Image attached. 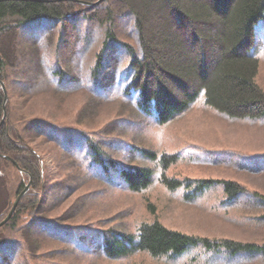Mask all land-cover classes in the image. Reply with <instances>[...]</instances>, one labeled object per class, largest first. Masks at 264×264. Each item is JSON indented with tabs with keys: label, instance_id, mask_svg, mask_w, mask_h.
<instances>
[{
	"label": "trees",
	"instance_id": "1",
	"mask_svg": "<svg viewBox=\"0 0 264 264\" xmlns=\"http://www.w3.org/2000/svg\"><path fill=\"white\" fill-rule=\"evenodd\" d=\"M95 1H0V81L7 95L3 118L0 86V221L30 181L0 226V264H70L59 259L69 253L81 262L92 255L95 244L82 236L91 230L96 264L135 253L174 259L193 246L228 257L225 264L244 255L251 259L242 262L264 264V226L254 234L258 239L242 241L187 234L157 219L113 225L112 215H123L107 216L100 200L111 186L142 194L157 175L170 191L184 187L188 201L220 183L223 208L240 202L243 189L232 181L168 178L178 152L156 157L145 132L164 130L198 102L226 119L264 116V88L256 80L264 0H153L165 23L162 33L132 0L87 4ZM118 16L126 17L121 27L114 24ZM92 21L104 35L100 44H89L96 35ZM80 23L81 44H71ZM63 94L81 98L72 120L50 118L28 102L47 107L48 96ZM43 153L54 155L52 168ZM251 196L255 202L243 209L253 211L247 219L260 226L264 197ZM79 216L80 224L69 223ZM49 244L64 248L50 251Z\"/></svg>",
	"mask_w": 264,
	"mask_h": 264
},
{
	"label": "rangeland",
	"instance_id": "2",
	"mask_svg": "<svg viewBox=\"0 0 264 264\" xmlns=\"http://www.w3.org/2000/svg\"><path fill=\"white\" fill-rule=\"evenodd\" d=\"M132 1L134 5L140 6L139 12L142 13L144 10L142 14L145 13L150 19L149 21L154 24L152 30L162 33L165 23L162 22L160 9L158 11L156 8L158 2H153V0ZM125 20V16L124 19L118 16L114 19V24L121 27ZM77 26L78 30L71 33L73 34L71 44H81V42L77 43V40L82 38L83 25L80 23ZM90 26L93 27L96 35L93 34L90 37L89 44H100L104 35L98 30L99 24L92 21ZM258 27L260 31H258L256 42L260 39L257 43L259 44L257 49L260 66L256 80L264 88L263 22L262 25L258 24ZM84 35L86 37V34ZM70 55L71 60L68 62L74 68L75 63H71L74 61L72 51L69 53ZM28 102L33 110L39 109L50 118L72 120L73 112L81 102V98L66 94H63V97L48 96L47 107H42V103H38L34 107L33 102ZM15 105L20 112L23 105H19L18 99H16ZM64 111L66 112L64 113ZM61 115L63 116L60 117ZM253 120L226 119L223 115L198 102L192 105L179 120L164 130L153 129L145 132L146 140L151 143L156 157L162 153L178 152L179 162L168 168L166 171L168 178L181 182H189L194 179L232 181L236 183L237 187L243 189L241 200L235 206L232 205L228 208L221 206V201L226 196L220 183L209 187L202 197L188 201L183 196V193L187 192L184 187L170 191L156 180V175L152 179L150 187L142 194L129 192L123 185L111 186V192L108 188L107 193L102 194L100 200L106 202L103 208H109L107 216H111L113 212L123 215L121 217L112 215L110 223L112 224L113 221V225L128 223L131 227H135L141 221L151 222L157 219L167 228L187 234L242 241L258 239V236H254V234L262 233L257 230L259 227L262 229L264 223L260 226L253 225V221L247 218H251L254 212L243 209L246 204L255 202L251 196L253 193L264 197V116ZM43 156L48 167L52 168L54 155L43 153ZM127 157L128 155H123L122 160L125 161ZM221 157L223 159H220ZM150 165L154 167V164L150 163ZM251 165L255 170L251 169ZM98 187L104 188L103 186ZM147 204L150 207H147ZM235 207H238V210H230ZM100 215H102V211H99L96 218L101 217ZM80 216L69 223L80 224L82 220ZM95 234V231L92 230L89 233H82L85 242L95 244L94 246L97 248L93 249L94 246L90 244L91 249L89 250L92 255L85 258L80 257L81 262L71 253L63 254V256H59V259L70 264H96V261L91 262L92 256L99 250ZM61 248L64 247L59 244H49L48 246L50 251ZM37 252L43 254L44 249L38 246ZM242 257L239 256L235 258V261H229L231 264H249L242 262ZM212 258L214 259L211 260ZM227 258L226 256L212 257L202 248H190L188 252L174 259L152 258L145 253H135L129 258L116 261H106L101 258L97 264H224ZM251 264L263 263L259 259Z\"/></svg>",
	"mask_w": 264,
	"mask_h": 264
},
{
	"label": "water",
	"instance_id": "3",
	"mask_svg": "<svg viewBox=\"0 0 264 264\" xmlns=\"http://www.w3.org/2000/svg\"><path fill=\"white\" fill-rule=\"evenodd\" d=\"M0 1H3V0H0ZM35 1H48V0H35ZM99 1H102V0H97L95 3H98ZM89 5H91L92 3H87ZM1 87H2V90L4 92V102L7 100V97H6V94H5V88H4V85L1 83ZM3 110H4V105H3ZM5 115V112L3 113V117ZM2 122V121H1ZM8 160H10V158L8 157H4ZM28 186H29V183L26 184L25 188L17 195V197L15 198V200L13 201V204L11 206V209L10 211L8 212V214L5 216V218L3 220L0 221V226L3 225L8 219L9 217L11 216V214L13 213L16 205H17V202L19 201L20 197L28 190Z\"/></svg>",
	"mask_w": 264,
	"mask_h": 264
}]
</instances>
